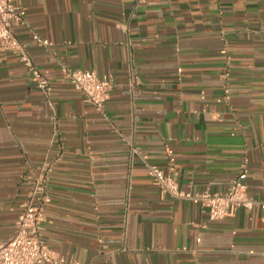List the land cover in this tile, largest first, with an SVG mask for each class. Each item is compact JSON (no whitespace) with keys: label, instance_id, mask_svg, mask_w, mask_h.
<instances>
[{"label":"crops","instance_id":"crops-1","mask_svg":"<svg viewBox=\"0 0 264 264\" xmlns=\"http://www.w3.org/2000/svg\"><path fill=\"white\" fill-rule=\"evenodd\" d=\"M18 3L27 25L14 33L52 103L0 56V245L40 183L51 198L43 236L65 264H264L258 209L210 222L147 168H175L192 193H225L246 171L264 200V0ZM64 69L112 77L104 110Z\"/></svg>","mask_w":264,"mask_h":264},{"label":"built area","instance_id":"built-area-1","mask_svg":"<svg viewBox=\"0 0 264 264\" xmlns=\"http://www.w3.org/2000/svg\"><path fill=\"white\" fill-rule=\"evenodd\" d=\"M27 14L18 0H0V56L10 54L24 66L37 88L50 101V82L36 67L27 47L14 33V27L26 26ZM33 39L44 47L52 43L38 34ZM71 87L83 100L102 111L110 100L114 88L112 77L101 78L95 71H74L64 69ZM148 176L165 195L174 199L189 201L207 214L210 222L226 219L233 210L258 209L264 222V200H258L248 193L247 172L243 171L225 193L206 190L184 192L180 189L176 169L168 172L155 165H148ZM51 202L42 184H36L31 196L19 213L15 232L6 243L0 245V264H65L56 260L43 236L46 224V207Z\"/></svg>","mask_w":264,"mask_h":264}]
</instances>
